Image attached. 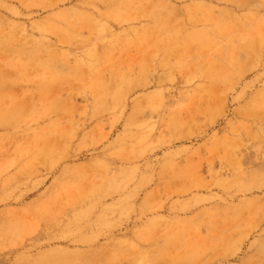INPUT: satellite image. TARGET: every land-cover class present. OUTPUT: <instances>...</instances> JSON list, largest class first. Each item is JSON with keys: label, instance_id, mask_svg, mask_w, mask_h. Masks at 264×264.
<instances>
[{"label": "rangeland", "instance_id": "374dc122", "mask_svg": "<svg viewBox=\"0 0 264 264\" xmlns=\"http://www.w3.org/2000/svg\"><path fill=\"white\" fill-rule=\"evenodd\" d=\"M0 264H264V0H0Z\"/></svg>", "mask_w": 264, "mask_h": 264}]
</instances>
